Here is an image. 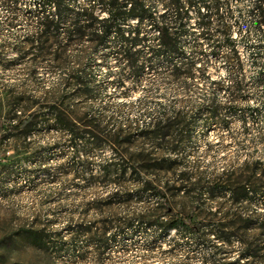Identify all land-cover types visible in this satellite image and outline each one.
<instances>
[{"label": "trees", "instance_id": "1", "mask_svg": "<svg viewBox=\"0 0 264 264\" xmlns=\"http://www.w3.org/2000/svg\"><path fill=\"white\" fill-rule=\"evenodd\" d=\"M30 1L25 16L33 22V29L15 41L14 50L19 59L28 58L29 74L36 72L39 59L47 60L45 69L57 71L58 81L47 91L49 97L44 96L41 111L29 113L30 119L16 122V112L30 107L28 98H19L17 106L11 107L14 114L6 119L8 128L16 129L27 139L50 120L51 128L61 134V143L72 148L66 163L57 165L59 177L72 174L73 179L80 177L86 183L113 185L116 189L113 196L123 193V199L118 201L122 204L137 199L145 201L148 197L147 200L155 199L156 203L160 200L169 217L163 221L156 217L141 221L145 230L153 228L152 233L161 238L174 231L198 243L210 241L209 235L230 242V235L237 234L243 247L225 264H264V212L247 209L256 202L264 206V160L246 159L238 170L243 166L246 169L238 173L237 169H228L212 180L202 179L184 165L185 147L191 142L192 130L198 122L209 126L214 120L226 122L229 116L253 111L251 105L243 106L238 99L245 92L240 86L245 73L239 40L230 23L229 0ZM96 8L104 16L95 14ZM246 17L248 33L257 37L256 42L250 43L246 36V48L252 49V80L264 85V0H250ZM72 41L86 44L80 52L87 61L78 64L68 61ZM99 50L102 65L107 67L106 77L112 76L116 87L123 85L125 78L137 81L148 71L178 82L186 90L192 79L208 80L206 60L209 55L219 57L227 78L232 81L226 88L228 98L219 102L214 96L216 87L209 86L200 101H183L178 105L174 102L168 106L158 103L138 124L113 123L103 116V109L89 103L100 93L94 79L98 63L93 59ZM110 58L115 59L116 71L107 63ZM107 148L114 155L101 158L95 173L92 159L79 156ZM44 161L46 158L35 159L27 174L32 177L49 174ZM226 194L231 209L246 205L241 212L228 208L224 215L232 231L220 230V224L215 222L200 226L194 219L198 216L196 210L200 206L207 208L212 220L211 204ZM206 201L210 203L205 205ZM184 202L193 205L195 215L188 214L184 206L177 207ZM135 222L138 226L139 220L123 221L108 237L109 231L104 229L92 240H97L95 244L103 240L104 250L108 248L107 240L127 234ZM64 230L68 240L62 239L66 235L61 232L55 233L60 246L70 247L72 242L90 234L88 227L82 225H68ZM28 232L46 248L48 233ZM213 250L217 252L219 248L214 246Z\"/></svg>", "mask_w": 264, "mask_h": 264}, {"label": "rangeland", "instance_id": "2", "mask_svg": "<svg viewBox=\"0 0 264 264\" xmlns=\"http://www.w3.org/2000/svg\"><path fill=\"white\" fill-rule=\"evenodd\" d=\"M11 1L0 0V264H225L232 261L243 247L237 234L230 235V242L209 235L210 241L198 243L188 237L182 238L174 231L161 238L152 233L153 228L145 230L144 222L141 223L155 217L158 221L168 219L160 200L156 203L155 199L147 200L148 197L145 201L137 199L122 204L118 201L123 199V193L113 196L116 190L113 185L98 181L86 183L80 177L73 179L72 174L59 177L57 165L66 163L72 148L61 143V134L51 128L50 120L27 139L16 129L8 128L6 119L14 114L11 107L17 106L19 98H28L30 107L28 110L19 108L16 122L28 120L29 113L41 111L44 96L49 97L47 91L58 81L57 71L45 69L47 60L39 59L36 72L31 75L26 65L28 58L19 59L16 54L15 41L33 29V22L25 16L30 0ZM249 5L250 0H229L230 23L233 35L239 40L238 50L245 73L240 83L245 92L238 99L243 106L251 105L253 111L229 116L226 122L214 120L209 126L202 122L194 126L193 138L185 147L184 165L202 179L212 180L228 169H237L238 173L246 167L238 170L246 159L264 160V85H257L252 80V49L246 48V36L250 43L256 42L257 37L247 30ZM94 13L104 16L99 8ZM84 44L79 41L69 44L68 61L74 64L87 61L80 52ZM101 53L99 50L93 55L94 62L98 63L94 79L100 93L89 103L96 109H103V116L113 123L138 124L158 103L168 106L174 102L178 105L183 101H200L207 95L209 86L216 87L214 96L219 102L228 98L226 88L232 81L227 78L219 57L209 55L206 60L208 80L192 79L188 82L189 87L182 90L180 83L156 77L148 71L137 81L125 78L124 84L116 87L111 81L112 76L106 77L107 67L102 65ZM107 63L112 71L117 70L114 58ZM113 155L108 148L88 155L79 154L81 158L92 159L93 173L101 158ZM43 158H46L44 163L49 174L29 176L27 171L33 161ZM227 198L226 194L211 204L215 221L210 220V212L203 206L196 210L195 221L200 226L219 223L220 230L232 231L228 226L229 219L224 215L229 212L228 208L231 211L237 207L231 209L233 206H229ZM209 203L206 201L205 205ZM183 206L188 214H196L189 202L179 203L177 207ZM243 207L246 210L244 204L237 211L241 212ZM247 209L264 212V206L257 202ZM132 218L139 220L138 226L135 222V227H130L127 234L107 240L108 248L101 249L103 240L96 244L97 240H92L104 229L109 231L108 237L123 221L130 222ZM68 225L86 226L90 234L72 242L70 247L60 246L56 234L61 232L66 235L62 239L68 240L69 235L64 230ZM36 230L49 234L46 248L28 232ZM214 246L219 248L217 252H214Z\"/></svg>", "mask_w": 264, "mask_h": 264}]
</instances>
